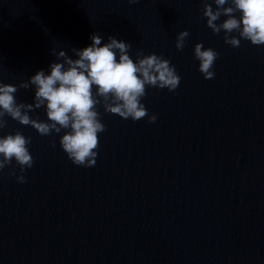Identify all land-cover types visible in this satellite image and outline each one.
<instances>
[{
  "label": "water",
  "instance_id": "95a60500",
  "mask_svg": "<svg viewBox=\"0 0 264 264\" xmlns=\"http://www.w3.org/2000/svg\"><path fill=\"white\" fill-rule=\"evenodd\" d=\"M202 7L0 0V83L49 74L62 62L52 49L75 59L71 49L90 46L93 33L102 45L109 36L131 44L133 61L140 49L162 56L180 76L174 92L146 89L154 123L98 108L106 131L90 168L61 150L63 131L41 137L5 117L0 136L31 137L34 164L23 184L11 167L0 171V264H264V45H226ZM181 31L189 35L177 51ZM197 43L218 53L213 79L198 71ZM34 91L19 89L17 102L32 104ZM29 116L46 121L43 107Z\"/></svg>",
  "mask_w": 264,
  "mask_h": 264
},
{
  "label": "clouds",
  "instance_id": "9594fccd",
  "mask_svg": "<svg viewBox=\"0 0 264 264\" xmlns=\"http://www.w3.org/2000/svg\"><path fill=\"white\" fill-rule=\"evenodd\" d=\"M127 2L133 5L141 0ZM202 4L206 27L213 35L223 32L226 45L238 48L242 40L253 46L264 45V0H212V3L202 0ZM221 17L226 19L217 23ZM188 35L187 31H181L175 37L177 51L183 50ZM102 39L98 33L91 34L90 46L71 49L75 59L63 50L52 49L51 54L62 62L50 63L47 75L40 70L18 85L0 83V130L7 127L5 117H9L21 126H30L41 137L55 136L63 131L59 139L61 150L73 165L90 168L95 164L100 146L99 134L106 131L99 107L124 120L135 122L147 117L149 124L154 123L157 117L149 115L141 101L147 88L174 92L180 83L175 67L155 53L145 55L143 49L135 53L133 61L128 54L131 44L109 36L107 43L102 45ZM193 57L199 62L198 71L202 77L213 79L212 69L218 53L197 43ZM29 87L35 89L33 103L17 102V91ZM42 107L46 121L29 116L30 112ZM30 144L31 137H25L19 130L0 136V171L11 167L8 175L15 176L20 184L26 183L23 173L34 164ZM50 146L54 148L55 142Z\"/></svg>",
  "mask_w": 264,
  "mask_h": 264
}]
</instances>
